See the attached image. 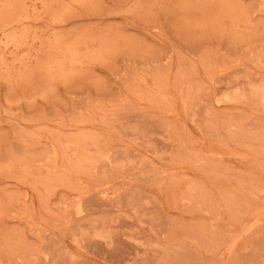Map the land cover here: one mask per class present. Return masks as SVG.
Returning <instances> with one entry per match:
<instances>
[{
  "label": "rangeland",
  "instance_id": "obj_1",
  "mask_svg": "<svg viewBox=\"0 0 264 264\" xmlns=\"http://www.w3.org/2000/svg\"><path fill=\"white\" fill-rule=\"evenodd\" d=\"M0 264H264V0H0Z\"/></svg>",
  "mask_w": 264,
  "mask_h": 264
},
{
  "label": "bare ground",
  "instance_id": "obj_2",
  "mask_svg": "<svg viewBox=\"0 0 264 264\" xmlns=\"http://www.w3.org/2000/svg\"><path fill=\"white\" fill-rule=\"evenodd\" d=\"M67 54V53H66ZM79 59V58H78ZM65 61V60H64Z\"/></svg>",
  "mask_w": 264,
  "mask_h": 264
}]
</instances>
